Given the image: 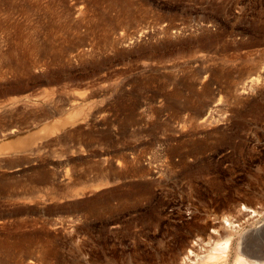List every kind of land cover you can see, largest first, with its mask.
Here are the masks:
<instances>
[{
  "label": "rangeland",
  "instance_id": "rangeland-1",
  "mask_svg": "<svg viewBox=\"0 0 264 264\" xmlns=\"http://www.w3.org/2000/svg\"><path fill=\"white\" fill-rule=\"evenodd\" d=\"M236 257L264 260V0H0V264Z\"/></svg>",
  "mask_w": 264,
  "mask_h": 264
},
{
  "label": "bare ground",
  "instance_id": "bare-ground-1",
  "mask_svg": "<svg viewBox=\"0 0 264 264\" xmlns=\"http://www.w3.org/2000/svg\"><path fill=\"white\" fill-rule=\"evenodd\" d=\"M256 81H257V79H255V80H253L252 81V83L253 82H255V84H256ZM251 83V84H252ZM241 92H243V93H245V91H241ZM242 94V93H241ZM71 116V115H70ZM72 116H73V114H72ZM60 124V122H49V124L46 126L45 125V128H44V126H43V130H44V132H47V129L48 130H52V129H54L56 126H58ZM35 133V132H34ZM37 134V133H36ZM6 135V134H5ZM30 135V134H29ZM35 135V134H34ZM38 135V134H37ZM32 138V137H31ZM34 138V137H33ZM31 142V140H30V137H28V135H27V138H22V137H20V138H17V139H15V140H12V141H9L6 145H5V143H4V145H5V147L6 148H10V147H13V146H17V145H21V144H25L26 142ZM3 144H2V147L4 146ZM226 244V243H225ZM224 247V252L223 253H227V246H223ZM225 256L224 257H226L227 256V254H224ZM212 258V257H211ZM221 258H223V256L222 257H217V260L218 259H221ZM191 259V258H190ZM195 262H197V260H195ZM194 262V263H195ZM202 263V261H200V262H197V263H195V264H201ZM235 264H248L244 259H242V258H240V257H236V260H235ZM251 264H264V260L263 261H260L259 263H251Z\"/></svg>",
  "mask_w": 264,
  "mask_h": 264
}]
</instances>
